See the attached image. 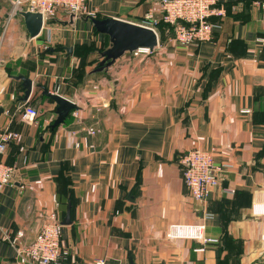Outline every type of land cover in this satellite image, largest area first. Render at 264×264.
I'll list each match as a JSON object with an SVG mask.
<instances>
[{
	"label": "crops",
	"instance_id": "0c3cea01",
	"mask_svg": "<svg viewBox=\"0 0 264 264\" xmlns=\"http://www.w3.org/2000/svg\"><path fill=\"white\" fill-rule=\"evenodd\" d=\"M12 1L0 0V131L20 138L2 157L14 176L0 193V264H30L5 235L23 231L27 246L52 212L63 222L69 204L59 264L263 263L264 216L254 212L264 191V2L220 0L224 16L200 44L174 43L161 23L157 51L93 74L109 38L86 19L142 24L151 12L160 19V0H89L75 28L62 23L69 16L51 23L49 50L46 28L31 40L24 19L10 18ZM12 76L33 80L28 103ZM44 90L73 101L79 118L71 112L52 130L57 104ZM28 107L36 122L23 120ZM195 149L223 167L207 201L194 200L183 179ZM174 224L204 225L217 242L169 238Z\"/></svg>",
	"mask_w": 264,
	"mask_h": 264
},
{
	"label": "built area",
	"instance_id": "2783aa9c",
	"mask_svg": "<svg viewBox=\"0 0 264 264\" xmlns=\"http://www.w3.org/2000/svg\"><path fill=\"white\" fill-rule=\"evenodd\" d=\"M89 0H13L10 18L18 17L22 11L41 12L44 18L43 29L48 34L44 42V49L49 50L52 43V29L50 19H61L75 12L77 17L88 15L87 5ZM264 6V3H263ZM160 19H155L151 12L147 15L143 26L154 29L164 23L173 30L172 41L180 46L200 44L212 39L214 24L213 18L224 16V4L220 0H160ZM90 17H94L90 15ZM152 52L149 49H139L134 57L149 56ZM5 93L0 88V96ZM245 110L243 113L248 114ZM75 118H79L78 111H72ZM39 111L32 107L26 108L23 120L36 122ZM97 130L90 129L91 135H96ZM19 133L7 128L0 131V193L5 187L13 182L14 169L2 161L6 154L8 145L19 140ZM183 179L192 198L196 201H207L212 191L220 185V175L223 167L215 163L214 153L205 152L199 149L189 151L183 158ZM234 193L233 190L228 191ZM261 212H254L255 216H264V191L260 193ZM256 207V206H255ZM204 225H171L168 229V237L193 239L203 244L216 243V240L205 236ZM25 233L19 231L15 236L5 235L4 241L18 248V254L29 260L30 264H59L63 256L62 237L63 226L57 212H52L34 241L27 246H20L25 238ZM90 264H106L103 258H95ZM264 264V261L263 263Z\"/></svg>",
	"mask_w": 264,
	"mask_h": 264
},
{
	"label": "water",
	"instance_id": "95a60500",
	"mask_svg": "<svg viewBox=\"0 0 264 264\" xmlns=\"http://www.w3.org/2000/svg\"><path fill=\"white\" fill-rule=\"evenodd\" d=\"M263 1L264 0H260ZM69 19L62 22L64 25H69L73 28L76 27V20L78 19L75 12H70ZM24 19L26 30L31 40L38 38L43 30L44 18L41 12L22 11L19 14ZM50 22H57V19H50ZM86 21H91L97 33L105 35L109 38V47L100 53L99 65L91 72H107L115 62L126 54H134L139 49H149L152 53L158 50L159 37L154 29L124 21L117 18H87ZM68 53L73 51L72 48L66 49ZM15 81L22 82L24 96L22 102L28 103L34 91L33 80L25 76H12ZM45 96L49 97L57 104L56 115L57 118L51 126L52 130L62 125L69 117L70 113L78 109V106L71 100L57 94H51L48 90H44ZM4 109H0V115ZM71 208L69 204L66 217L62 222V226L72 225L71 221ZM130 264H135L132 257H130Z\"/></svg>",
	"mask_w": 264,
	"mask_h": 264
},
{
	"label": "rangeland",
	"instance_id": "374dc122",
	"mask_svg": "<svg viewBox=\"0 0 264 264\" xmlns=\"http://www.w3.org/2000/svg\"><path fill=\"white\" fill-rule=\"evenodd\" d=\"M19 17V16H18ZM16 17H14V19H15ZM11 26V20H7L6 19V21H5V25H4V29H5V31H7V30H9V27ZM158 29V28H157ZM156 29V30H157ZM169 29V28H168ZM166 31H168V32H170V35H171V37H172V32H173V30L170 28L169 30H166ZM44 48V47H43ZM45 50V49H44ZM98 62V61H97ZM98 65V63L96 64V65H89V66H84L82 69H79V71H77L76 72V74H78L80 77L81 76H83L84 75V73L87 71V70H90L91 68H95L96 66ZM95 66V67H94ZM32 108H34V109H37L36 107H32ZM38 110V109H37Z\"/></svg>",
	"mask_w": 264,
	"mask_h": 264
},
{
	"label": "trees",
	"instance_id": "16d2710c",
	"mask_svg": "<svg viewBox=\"0 0 264 264\" xmlns=\"http://www.w3.org/2000/svg\"><path fill=\"white\" fill-rule=\"evenodd\" d=\"M162 25V28L168 30V28L170 29V27L164 23L161 24ZM160 36H161V32H160ZM172 36H173V32H172Z\"/></svg>",
	"mask_w": 264,
	"mask_h": 264
}]
</instances>
